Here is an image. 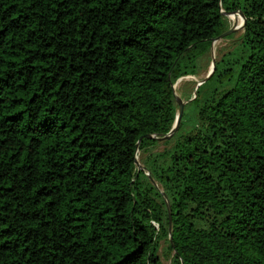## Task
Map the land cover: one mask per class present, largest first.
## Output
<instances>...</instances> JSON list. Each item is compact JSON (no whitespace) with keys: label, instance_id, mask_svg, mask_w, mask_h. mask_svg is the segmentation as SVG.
<instances>
[{"label":"trees","instance_id":"16d2710c","mask_svg":"<svg viewBox=\"0 0 264 264\" xmlns=\"http://www.w3.org/2000/svg\"><path fill=\"white\" fill-rule=\"evenodd\" d=\"M160 242L264 264V0H0V264H162Z\"/></svg>","mask_w":264,"mask_h":264},{"label":"rangeland","instance_id":"374dc122","mask_svg":"<svg viewBox=\"0 0 264 264\" xmlns=\"http://www.w3.org/2000/svg\"><path fill=\"white\" fill-rule=\"evenodd\" d=\"M229 26L232 25L231 21L227 18ZM242 33L241 31H237L233 34V37L231 39H224L221 42L217 43L215 47H213V53L212 50L209 51L205 57L201 59V64H200V70L199 74L197 76H189V77H184L180 80L179 83L174 85V90L175 94L177 97H179L185 104L187 103V98L186 96H183V88L186 84H188V88L195 89V86L197 82L200 80L204 79L205 76L207 75L210 65L212 60H215L219 57V55L229 49V47L232 45V43L235 42V40L238 39L239 35ZM214 45V44H213ZM200 62V61H199ZM194 91V90H193ZM164 140H160L157 147L153 151H161L164 148ZM142 154L140 152H137L136 155V160H137V167L142 169V164H141V158ZM136 167V168H137ZM158 256L160 258V261L162 264H171V256L172 254L167 250L166 245L164 242H160L159 244V250H158Z\"/></svg>","mask_w":264,"mask_h":264},{"label":"water","instance_id":"95a60500","mask_svg":"<svg viewBox=\"0 0 264 264\" xmlns=\"http://www.w3.org/2000/svg\"><path fill=\"white\" fill-rule=\"evenodd\" d=\"M222 14H223L224 17H226V18H228V19H229L231 16H233V15H235V14H238V15L240 16L242 22H241L240 25H234V24L231 25L227 31H225L224 33H222V34H220L219 36H217V37L213 40L210 50L213 49V44H215V43L217 44V43L221 42L222 40H224L225 38H227L229 35L234 34L235 32H237V31H241V30L244 29V25H245V17H244V15H243L241 12H239V11H238V12H234V13H223V12H222ZM214 69H215V60H212L211 65H210V69H209L207 75L205 76L204 79H202V80H200L199 82H197V84H196V86H195V89H194V93H195L196 89H197L201 84H203V83H204V82H205V81H206V80L212 75V73L214 72ZM181 79H182V78L178 79V80L172 85V94H173V96H174L175 104L177 105V108H178V110H177V114H176V117H175V122H174L173 127L171 128V130L169 131V133L166 134V135L163 136V137H154V136L146 135L145 138H147V139H149V138H151V139H152V138H155V139H157V140H159V141H160V140H164V141H165V140H167L168 138H170V137L176 132L177 127H178V124H179L180 119H181V116H182V113H183V108H184V105H185V103H184L179 97L176 96V94H175V90H174V85L177 84V83H179ZM136 147H138V143H137ZM135 166H136V167L138 166V165H137V160H135ZM140 169H141V168L137 167V170H138V171H139ZM165 203H166L167 209L169 210V205L167 204V201H165ZM169 232H170V227H169ZM170 238H171V237H170V235H169V239H170Z\"/></svg>","mask_w":264,"mask_h":264},{"label":"bare ground","instance_id":"6f19581e","mask_svg":"<svg viewBox=\"0 0 264 264\" xmlns=\"http://www.w3.org/2000/svg\"><path fill=\"white\" fill-rule=\"evenodd\" d=\"M236 15H238V14H235V15H233V16H236ZM233 16H231L230 18H229V20L231 21V23H232V25L234 24V25H240L241 23L238 21V20H236V19H234L233 18ZM240 17V16H239ZM242 21V20H241ZM215 45H216V43L213 45V47H215ZM214 51L212 50V53H213Z\"/></svg>","mask_w":264,"mask_h":264}]
</instances>
